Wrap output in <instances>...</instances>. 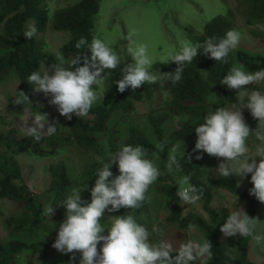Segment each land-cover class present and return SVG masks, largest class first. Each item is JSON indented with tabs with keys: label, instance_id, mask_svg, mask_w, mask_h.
<instances>
[{
	"label": "trees",
	"instance_id": "trees-1",
	"mask_svg": "<svg viewBox=\"0 0 264 264\" xmlns=\"http://www.w3.org/2000/svg\"><path fill=\"white\" fill-rule=\"evenodd\" d=\"M102 0H79L69 6L56 10L49 15L48 0H0V83L13 71L18 77V87L14 95L7 100V110L15 115H23L25 109L30 106L13 105L12 100L17 91H24L32 104L35 102L34 85L27 83V77L43 67L51 68L58 63L57 56L45 49L43 41L36 36L27 40L23 36L26 24L33 21L37 27V33H44L50 23L55 31L69 34V40L59 50L60 54H68L71 57L78 53L75 44L81 37L91 42L97 33V17L100 12ZM237 15L244 20L246 27L264 29V0H238L235 10L228 9L224 15L213 18L206 24L202 33L194 29L189 30L191 43L203 44L209 38L217 41L223 38L230 29H238ZM263 32H257L255 37H263ZM89 56L90 51L82 49ZM244 64L246 70L256 72L264 69V53L248 51L237 47L230 52L227 63L217 62L198 50V55L192 61V65L186 66L183 79L178 84L168 82V94L161 105L151 107L148 113V121L156 136L157 143L167 141L164 153L160 158L166 164L168 151L173 145L179 143L178 157L184 151V157L180 160L181 169L172 174L167 173L158 179L157 191L172 200L173 204L165 222L176 225L182 230L188 229L189 223L198 225V230L203 237L212 243L213 257L207 264H255L249 258V246L252 238L237 239L225 238L220 231L227 216L228 208L215 209L212 207L214 193L217 190H226L236 197L244 199L245 211L250 217H257L259 201L249 190L252 188L251 174L246 179L249 189L243 190L236 177L225 179L212 177L215 164L222 162V158L210 157L207 153L193 151L195 148V127L204 122L203 117L210 111L219 107L239 105L240 97L237 90H230L219 81L229 72L232 66ZM82 66V63H81ZM124 65L122 64L121 67ZM177 65L155 64L154 71L173 72ZM107 71V70H106ZM112 83L119 80L120 70L107 73ZM114 87L117 90L115 83ZM214 85V86H213ZM254 90L264 92V86H254ZM157 95L154 84H145L133 91L131 88L117 94L109 106L93 105L87 117L77 118L73 115L72 120L64 119L62 126L67 131H56L54 135L44 136L41 142L34 143L31 137H25L14 127H8L0 131V198L18 205L20 211L17 215L7 219L6 225L14 235L25 233L32 242L11 239L0 243V264H15L16 258L22 254L28 255V262L34 264L37 258L39 264H69L71 254H67L64 262L58 261L53 253L50 242L39 240L41 233L52 230L50 223L59 229L60 223L65 219V208L57 207L71 194L73 188L83 189L82 200L90 203V189L95 185L96 172L108 163L109 158L119 149L118 131L115 127L110 128L108 123L114 113L121 112L123 117L136 112V106L142 102H154ZM37 111V108H34ZM246 123L251 128H256L257 121L251 116L246 108L243 112ZM175 118L182 120L179 129L166 135L164 126ZM108 134V146L102 143L104 135ZM75 144L91 156V161L85 169L83 180L74 181L68 174L64 165H53L49 168L51 186L43 192L31 191L26 185L23 169L18 157L22 154L52 158L57 156L65 145ZM126 144L133 146L142 145L149 150L155 151V143L149 140L144 133L131 127ZM189 155L191 160L189 162ZM201 155L202 159L195 157ZM113 172L118 176L119 170L115 163L111 165ZM191 173V184L203 189L201 202L207 218L194 213L183 215L180 198L176 195L178 181L183 175ZM112 179L111 177L109 178ZM49 204L55 208V214L51 220L44 214V209ZM149 211L148 199L139 209H120L118 216L132 214L137 222L145 226L151 232L153 225L144 216ZM102 225L107 229L110 225L104 216ZM155 238V237H153ZM103 242L98 245V249ZM228 253V255H226ZM234 257L230 259L229 257ZM79 263V254L75 264Z\"/></svg>",
	"mask_w": 264,
	"mask_h": 264
},
{
	"label": "clouds",
	"instance_id": "clouds-1",
	"mask_svg": "<svg viewBox=\"0 0 264 264\" xmlns=\"http://www.w3.org/2000/svg\"><path fill=\"white\" fill-rule=\"evenodd\" d=\"M135 34L134 31L130 32L127 37V52L132 63L125 64L117 51L103 39L93 36L89 43L81 37L75 44L78 50L75 56L66 60L63 54H58V63L53 64L50 70L33 71L27 77V83L35 86L34 92H42L46 98L50 97L48 103L67 120H72L73 115L77 118L87 117L98 99L96 88L104 82L107 73L119 68L121 78L113 83L120 93L129 88L135 91L145 84H178L183 79L186 66L192 65L197 57L198 50L202 49L204 55L217 62L227 63L230 52L239 46L242 38L239 30L230 29L218 41L209 38L203 44L184 42L179 50L167 49L163 57L156 61L149 54L146 44L136 43L133 39ZM36 35L35 23L26 24L23 36L31 40ZM82 49L90 51L91 55L82 52ZM157 62H174L177 67L173 72L157 73L152 71ZM219 83L230 90H237L241 102L238 106L219 107L203 117L204 122L195 127L197 139L193 151L222 158L215 172L225 179L235 176L243 180L251 174L252 188L249 193L264 204V147H260L253 156L249 144V140L254 138L264 145V93L249 91L246 87L264 83V69L250 72L244 64L234 65ZM12 104L23 106L32 105V102L21 90L17 91ZM242 108H247L257 121L255 129L246 123ZM48 115L36 113L32 117L33 126L24 127V136L31 137L36 143L46 135H54L58 124L49 123ZM166 143H157L155 151L151 153L142 145H121L108 159L109 162L103 163L96 172L95 185L90 189V203L82 200L81 195L87 185L83 189L73 188L71 194L57 205L65 208L66 212L52 247L62 254H71L69 264H75L77 253L79 264H207L212 259L213 246L207 237L187 239L177 247L166 238L163 229L153 226L149 232L132 214L110 216L108 234L103 235L106 228L101 220L106 211L118 212L122 208L135 210L147 202L150 188L164 175L154 159H160ZM179 151V143L168 151L165 167L169 174L181 169L180 160L184 157V151L178 157ZM257 156L261 158L259 163L255 159ZM195 158L199 160L202 156ZM113 163L117 165L119 175L110 180ZM191 178L192 174L189 173L178 181L176 195L182 205H195L202 198L203 189L191 184ZM44 214L51 220L55 214L54 206H46ZM260 222L238 206L227 216L220 231L225 237H251L258 245H264V235L256 234ZM188 231H198V225L189 223ZM101 242L103 246L98 249Z\"/></svg>",
	"mask_w": 264,
	"mask_h": 264
},
{
	"label": "rangeland",
	"instance_id": "rangeland-1",
	"mask_svg": "<svg viewBox=\"0 0 264 264\" xmlns=\"http://www.w3.org/2000/svg\"><path fill=\"white\" fill-rule=\"evenodd\" d=\"M78 1L48 0L49 15L52 16L56 10ZM237 4L238 0H102L100 12L97 17V33L99 38L103 39L117 51L125 64H129L133 61L127 52V37L130 32L134 31L136 34L133 39L136 43L146 44L149 54L154 60L159 61L163 57L165 50H179L184 42H191L189 35L190 29L202 33L208 22L219 15L226 14L229 8L235 10ZM237 26L242 37L238 47L251 52L264 53V35L263 37H255L257 32H263L264 34V29L262 27L253 29L246 27L240 15H237ZM36 37L43 41L45 49L48 52L56 56L60 54L59 50L69 40V34L55 31L52 23H50L44 33H37ZM63 57L66 60L72 58L68 54L63 55ZM155 64L161 63L157 62ZM45 70L50 69L43 67L41 71ZM152 71L154 70L152 69ZM154 72L158 73V71ZM18 83L17 74L13 71L0 83V131L8 127H14L20 133L24 134V127L33 126L32 117L38 112L41 114L48 113L49 123L56 122L58 124L57 131H67L62 126V121L66 118L60 116L57 109L48 103L50 97L46 98L42 92L36 93L35 102L25 109L23 115L10 113L7 110V100L14 95ZM254 86H264V83L248 85L246 87L249 91H253ZM154 88L157 95L154 102L146 101L137 104L136 112L125 118L121 112L112 115L108 126L110 128L115 127L118 131L119 146L125 145L131 127L140 129L149 140L157 144L156 136L148 121V113L152 106L157 107L161 105L167 96L168 82L165 84H154ZM96 91L98 99L94 105L109 106L117 94V90L108 74H106L104 82L96 88ZM34 108H37V111ZM245 110L246 108H242V112ZM181 125L182 120L175 118L164 126V131L168 135L172 131L179 129ZM46 129L47 125H45L44 130L46 131ZM102 143L108 146V134L103 136ZM249 144L252 146L250 154L253 156L260 147H264V145H261L254 138L249 140ZM18 159L23 169L26 185L31 191L40 193L51 186V175L49 173L51 166L64 165L71 178L80 183L83 180L85 169L91 161V156L77 145L69 144L65 145L60 153L52 158L31 157L22 154ZM255 159L259 163L261 158L257 156ZM154 163L164 172L162 176L167 175L166 164L162 158L158 160L154 159ZM218 166L219 162L215 164L212 171V177L214 178L221 177L215 172ZM110 171L113 173L111 178H115L117 175L111 167ZM236 180L241 189H249V182L246 178L240 180L239 177H236ZM158 186L159 183L157 182L150 188L147 194L149 211L144 218L152 223L153 226L163 229L166 238L171 240L177 247L187 239H200L203 237L199 230L189 232L188 229L182 230L174 224L165 222V218L168 216L173 202L157 191ZM211 205L215 209L228 208L230 212L238 206L243 207L245 210L244 199L236 197L222 189L215 191ZM182 210L184 216L189 213H194L207 218L201 201H198L195 205L183 204ZM19 211L20 209L17 204L0 198V243L7 242L11 239H17L27 243L32 242L27 238L25 233L14 235L7 228V219L17 215ZM110 216H118V212L108 213L106 211L104 213V217L108 221H110ZM256 218L261 221L257 226L256 234L264 235V204L259 203ZM50 225L52 230L47 233H41L39 240L50 242L55 238L59 229L54 222H51ZM107 234L108 230L105 229L103 235ZM238 237L239 235L225 238L237 239ZM53 253L56 259L61 262H64L67 257V254H62L54 248ZM249 258L255 264H264V245H258L252 240L249 246ZM15 264H30L28 262V255L22 254L18 256ZM34 264H39L37 258L34 260Z\"/></svg>",
	"mask_w": 264,
	"mask_h": 264
}]
</instances>
